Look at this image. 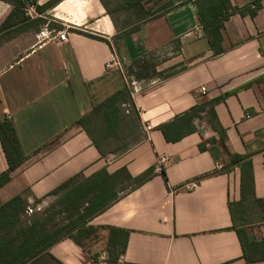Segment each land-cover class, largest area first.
I'll return each mask as SVG.
<instances>
[{"label":"crops","instance_id":"0c3cea01","mask_svg":"<svg viewBox=\"0 0 264 264\" xmlns=\"http://www.w3.org/2000/svg\"><path fill=\"white\" fill-rule=\"evenodd\" d=\"M34 1L45 9L14 39L20 54L0 71V110L26 156L0 188V206L20 195L39 210L71 179L116 177L108 207L89 223L98 229L88 239L95 249L66 238L29 264H264V0H229L238 11L224 24L219 55L199 16L215 0ZM256 6L254 17L239 12ZM12 10L0 1V27ZM63 30L68 40L56 41ZM114 56L122 71L107 69ZM125 86L146 136L102 156L77 122ZM217 99L225 147L205 115L196 132L165 141L161 126ZM228 152L251 160L253 188L242 187ZM151 168L138 187L126 179ZM7 169L0 142V174ZM111 228L129 232L114 258Z\"/></svg>","mask_w":264,"mask_h":264},{"label":"trees","instance_id":"16d2710c","mask_svg":"<svg viewBox=\"0 0 264 264\" xmlns=\"http://www.w3.org/2000/svg\"><path fill=\"white\" fill-rule=\"evenodd\" d=\"M13 7L6 22L0 27V33L11 28L14 23H20L24 17L27 1L33 0H0ZM54 0L48 6L53 5ZM46 6V7H48ZM39 12L45 7H36ZM259 6L249 11L239 10L241 15L246 13L254 17ZM20 11V14L18 13ZM238 11L233 9L229 0H215L206 8H200V22L206 31L210 45L216 55L223 52L221 48L222 29L229 16ZM23 12V13H22ZM21 20V21H18ZM221 99L197 104L188 111L178 115L175 119L159 128L168 143H176L184 137L197 131L194 122L205 115L211 128L218 134L222 145L226 146V130L221 126L215 112V105ZM89 136L93 145L102 156L106 154H121L138 144L146 135L142 130L139 112L136 109L131 90L125 86L97 106L90 113L77 122ZM0 142L5 153L8 169L0 174V188L5 186L11 174L25 161L21 144L14 124L8 120L0 110ZM204 151L205 145L199 146ZM231 165H239L242 169V187L253 188V165L251 160L228 152ZM117 175V174H116ZM154 169L151 168L132 179L126 174L127 181H133L138 187L152 178ZM101 175H98L99 177ZM112 177L103 174V178H92L86 184H74L71 179L51 192L59 199L54 204L58 208L51 215L34 214L26 216L28 207L22 196L18 195L0 206V264H29L46 254L49 249L63 239H71L85 248L84 242L95 236L98 229L89 225L92 218L108 207L110 194L114 195ZM111 183L113 185H111ZM246 185V186H245ZM62 217L61 220L56 218ZM129 232L120 229H110L108 251L112 258L125 252ZM60 264V263H58Z\"/></svg>","mask_w":264,"mask_h":264},{"label":"rangeland","instance_id":"374dc122","mask_svg":"<svg viewBox=\"0 0 264 264\" xmlns=\"http://www.w3.org/2000/svg\"><path fill=\"white\" fill-rule=\"evenodd\" d=\"M18 13L20 14V11H18ZM23 13V12H22ZM24 17V19L18 20L21 21L20 22V27L17 28H11L8 30H4L0 33V71L2 69H4L6 66H8V64L10 62L13 61V59H15L19 54L20 51L22 49V46L18 45V44H12V42L14 41L15 38H17V36H20V32H22L23 30H26L27 28H29V26L26 25V23H28V21H31L32 19H30L28 16H26L25 11L24 14L21 15L19 17H15V20L20 19L21 17ZM24 23V24H23ZM59 196L58 197H54V199L52 198L49 202H45L43 204L40 205V209L37 210L36 207L30 206L31 208L34 209L33 213H26L27 217H32L34 214L38 213V214H44L46 213V215H51L53 214L55 211L58 210V208H54V204L58 201ZM29 208V207H27ZM27 211V209H26ZM62 217L56 218V220H61ZM85 247L93 250L95 249L96 243H94L93 239L92 240H87L85 241Z\"/></svg>","mask_w":264,"mask_h":264},{"label":"built area","instance_id":"2783aa9c","mask_svg":"<svg viewBox=\"0 0 264 264\" xmlns=\"http://www.w3.org/2000/svg\"><path fill=\"white\" fill-rule=\"evenodd\" d=\"M24 11H25L26 16H28L30 19H35V18L39 17V13L37 11L36 5L33 4V3H30V2L27 1V6L24 9ZM67 37H68V32L66 30L59 31V32H57L56 41H58V42H66L68 40ZM106 67H107V69H118V70L122 71L121 63H120L119 59L116 56H114L112 58V60L107 63ZM126 84H128L127 83V79H126ZM200 92H201L202 95H205L206 89L204 87H202L200 89ZM144 128L145 129H149L150 128V123H146L144 125ZM159 162H160V164H165L167 162V157H161L159 159ZM159 169L160 170L162 169L161 166L159 167ZM33 211H34V209H32L30 207L27 208V213L31 214V213H33Z\"/></svg>","mask_w":264,"mask_h":264}]
</instances>
